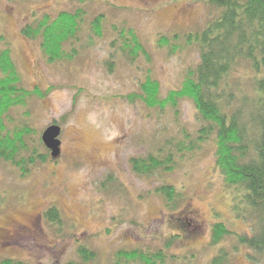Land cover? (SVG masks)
I'll list each match as a JSON object with an SVG mask.
<instances>
[{"label":"rangeland","instance_id":"374dc122","mask_svg":"<svg viewBox=\"0 0 264 264\" xmlns=\"http://www.w3.org/2000/svg\"><path fill=\"white\" fill-rule=\"evenodd\" d=\"M207 1L0 0V51L9 50L20 87L41 93L12 108L5 127L12 131L27 125L36 142L48 127L61 129L59 157L52 159L42 143L51 161L36 164L26 175L0 160V260L65 264L84 245L96 253L97 264H113L118 250L156 251L170 241L164 250L168 264H208L220 249L230 254L226 264H264V258L244 247L233 252V238L211 245L215 222L237 233L247 229L231 214L230 194L215 168L211 142L161 178L138 177L131 164L132 158L146 156L164 140L183 139V133L194 137L198 122L190 101H181L176 113L159 112L131 103L128 96L138 92L148 69L162 97L180 87L185 71L199 61L198 48L172 54L158 40L205 26L217 14ZM78 8L87 16L77 57L48 63L39 43L26 38L22 29L44 15L54 18ZM98 15L105 20L102 37L88 28ZM120 27L135 31L149 63H130L113 51V28ZM234 82L239 85V78ZM240 83L246 88L248 77ZM162 183L182 195L175 212L153 194ZM52 206L62 218L59 228L44 218ZM173 218L184 220L187 232L181 233Z\"/></svg>","mask_w":264,"mask_h":264},{"label":"trees","instance_id":"16d2710c","mask_svg":"<svg viewBox=\"0 0 264 264\" xmlns=\"http://www.w3.org/2000/svg\"><path fill=\"white\" fill-rule=\"evenodd\" d=\"M90 3L93 0H78ZM209 8L217 11L201 29L161 36L158 45L177 53L196 46L199 61L185 71L181 85L176 90L160 95V87L148 69L138 92L128 96L131 103L139 102L148 109L178 112V105L188 100L196 113L198 127L194 137L183 133V139L164 140L153 152L131 159L133 172L138 177L161 178L170 174L188 154L212 143L215 168L231 198L230 210L236 220L247 225L244 233H237L222 222L211 227V245L219 246L225 239L233 238L237 246L244 247L259 258H264V0H208ZM86 11H63L51 18L44 15L27 24L22 34L39 43L48 63L73 61L78 55L76 47L82 41L86 25ZM102 15L89 22V31L102 37ZM117 38L111 43L130 63L144 60L149 54L133 29L113 28ZM248 77V85L241 88L240 78ZM239 78V85L235 79ZM20 76L9 50L0 51V160L15 167L22 176L36 164L51 161L41 141L30 139L33 130L27 125L12 131L5 127L4 119L12 108L24 106L39 90L28 91L20 87ZM238 90V91H236ZM237 92V94H236ZM238 99V102H235ZM164 207L175 212L182 200L174 186L162 183L153 189ZM49 224L60 227L62 218L56 206L44 213ZM175 227L187 232L188 225L173 218ZM131 249L118 250L113 264H168L164 252ZM229 253L219 250L208 264H226ZM247 255L251 261L257 258ZM0 264H25L23 261L4 258ZM65 264H97L96 253L84 245L76 249V259Z\"/></svg>","mask_w":264,"mask_h":264},{"label":"water","instance_id":"95a60500","mask_svg":"<svg viewBox=\"0 0 264 264\" xmlns=\"http://www.w3.org/2000/svg\"><path fill=\"white\" fill-rule=\"evenodd\" d=\"M61 129L58 126L48 127L41 135V141L50 152V157L56 159L60 155V141L58 139Z\"/></svg>","mask_w":264,"mask_h":264}]
</instances>
